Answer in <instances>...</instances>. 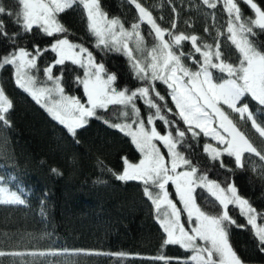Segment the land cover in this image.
I'll return each mask as SVG.
<instances>
[{"label": "trees", "instance_id": "1", "mask_svg": "<svg viewBox=\"0 0 264 264\" xmlns=\"http://www.w3.org/2000/svg\"><path fill=\"white\" fill-rule=\"evenodd\" d=\"M3 2L8 6L13 4V0ZM139 2L152 12L162 28L170 29L175 22L174 31L195 34L208 44L214 43L218 32H223L224 35L219 37L221 49L229 62L238 63L239 53L227 40L229 16L223 7V0H219L216 8L204 5L202 0ZM256 2L264 7V0ZM100 3L110 18L121 19L126 28L138 19V12L129 0H100ZM237 3L245 17H254L253 11L242 0H237ZM0 19L4 20L9 34L21 31L10 18ZM58 20L67 29L69 41L87 48L96 63H103L108 74L116 75L113 86L117 90H135L145 85V81L136 78L132 63L124 51L97 47V38L89 30L86 10L82 5H74L60 13ZM205 28L209 31L205 32ZM140 31L147 48H152L156 40L150 26L141 24ZM255 32L254 43L264 49V31L255 29ZM64 35L49 37L34 27L31 32L20 35L14 44L10 39L0 37V56L11 52L14 47H23L29 52H33L36 45L42 50L48 49L37 59V68L31 70L38 84H45L49 80L43 70L57 58L49 46ZM191 49L190 42L183 43L185 52ZM185 64L193 67L191 60H186ZM14 73V66L11 65L0 69V83L14 105L9 113L11 127L0 126V175L6 181L13 177L27 193L22 205L0 204V251L63 252L66 249L69 253L80 254L5 255L0 256V264H163L152 258L161 254V244L166 234L156 219L155 206L144 195L142 183L118 181L108 171L122 170L121 157H127L131 162L141 158L131 137L109 126L124 123L126 118L123 113L130 111V107L109 105L107 109H97L96 116L88 118V123L77 129L73 138L64 125L16 85ZM52 75L61 77L67 94L86 101L83 86L76 81L77 76H84L82 67L65 61L64 65L53 67ZM214 75L220 74L214 72ZM155 87L165 96L167 107L172 109V113H166L168 119L177 120L182 129L186 127L178 116L173 115L176 109L167 85L155 81ZM245 102L254 112L260 107L250 97ZM135 103L140 109L141 118L146 121L149 114L147 105L139 98ZM256 115L258 121L264 119L259 112ZM230 116L264 154V138L259 137L250 122L241 121L234 113ZM155 123L161 134L168 130L163 121L157 120ZM210 141V137L203 134L193 139L189 133L186 147L180 150L209 180L217 181L221 186L234 183L240 196L246 198L259 214L257 223L264 224V162L246 154L244 167L237 168L234 158L225 154L221 157L225 167H221L219 161L211 160L204 152V145ZM161 150L167 151L164 148ZM53 168L61 175L54 174L51 171ZM167 190L170 198L182 208L175 185L169 184ZM153 191L155 193L156 190ZM196 197L203 210L211 214L219 213L218 202L206 189L198 187ZM229 215L237 225L245 226H232L229 231V241L243 264H264V251L260 250L254 229L247 224V217L242 216L234 205L229 206ZM181 220L186 228L190 226L186 213H182ZM89 252L101 254H85ZM121 253L124 255H119ZM163 254L187 259L193 253L179 245H168L163 249ZM188 264L192 262L189 260Z\"/></svg>", "mask_w": 264, "mask_h": 264}, {"label": "snow or ice", "instance_id": "2", "mask_svg": "<svg viewBox=\"0 0 264 264\" xmlns=\"http://www.w3.org/2000/svg\"><path fill=\"white\" fill-rule=\"evenodd\" d=\"M202 2L210 8H216L219 0ZM242 2L250 7L254 17H245L237 0H223V7L229 16L227 40L239 53L238 63H232L221 49L219 37L224 35L223 32H218L214 43L208 44L195 34L177 33L174 31L175 22L170 29L162 28L152 12L139 0H129L138 12V19L128 28L121 19L110 18L101 8L100 0H13L11 6L0 0V17L10 18L21 29L20 32L9 34L4 20L0 19V37L10 39L13 44L20 35L31 32L34 27L49 37L65 34L49 46L57 58L43 70L47 79L52 81V87H37V77L30 74L32 69L37 68V59L48 50H42L38 45L34 46L33 52L14 47L11 52L0 56V69L6 65L14 66L16 85L64 125L73 138L76 137L77 129L88 123V118L96 116L97 109H107L109 105L130 107V111L123 113L126 118L124 123L109 126L131 137L141 158L133 163L127 157H121L122 170L108 171L118 181L142 183L144 195L155 206L156 219L166 234L161 244V254L152 258L163 264H188L189 260L192 264H243L229 241V231L232 226H245L237 225L229 215L230 205L238 207L240 214L247 217V224L254 229L258 246L264 251V224L257 223L259 214L256 209L240 196L234 183L221 186L217 181L209 180L180 150L186 147L189 133L193 139L203 134L222 146L204 145V152L211 160L219 161L221 167H225L221 159L225 154L234 158L237 168L244 167L246 154L254 155L264 162V154L230 116V113H234L241 121L250 122L259 137L264 138V119L258 121L256 115L259 112L264 117V49L254 43L255 29L264 31V7L256 0ZM77 4L86 10L88 27L97 38V47L124 51L132 63L136 78L145 81L144 86L135 90H117L113 86L116 75L108 74L103 63H96L87 48L69 41L67 29L58 20V15ZM145 23L150 26L156 40L150 50L140 31L141 24ZM208 31L205 28V32ZM186 41L190 42L191 51L183 50ZM130 42L134 43V48ZM136 52L144 53L145 60L137 58ZM186 60L192 61L195 70L185 64ZM65 61H71L84 69L83 78L77 76L76 81L83 86L86 103L76 96L65 95L61 77L52 75L53 67L64 65ZM214 72L220 75H214ZM155 81H161L170 90L169 96L176 109L173 115L178 116L186 126L183 129L177 120L168 119L166 113H172V109L167 107L165 96L156 91ZM249 97L260 106L256 112L245 102ZM138 98L149 109L146 121L141 118L140 109L136 106ZM13 107V101L0 85V126L11 127L9 113ZM157 120L163 121L168 129L164 134L157 130ZM161 148L167 151L163 152ZM51 171L61 175L55 168ZM6 184V178L0 175V204H24L21 193L13 191ZM169 184L175 185L182 208L170 198L167 190ZM198 187L206 189L218 202L219 213L211 214L201 208L196 197ZM182 213L187 214V224L190 225L187 228L181 220ZM168 245H179L193 254L187 259L168 257L163 254V249ZM62 254L80 253H69L66 249L63 252L0 251V256Z\"/></svg>", "mask_w": 264, "mask_h": 264}, {"label": "rangeland", "instance_id": "3", "mask_svg": "<svg viewBox=\"0 0 264 264\" xmlns=\"http://www.w3.org/2000/svg\"><path fill=\"white\" fill-rule=\"evenodd\" d=\"M70 42H71V41H70ZM71 43H73V42H71ZM130 46L133 47V48L135 47L134 43H132V42H130ZM148 49L150 50L151 48H148ZM135 55L137 56V58L141 59V61H144V60H145V55H144V53H142V52H136ZM30 74L33 75L31 72H30ZM104 78H106V76H105ZM0 85H1V83H0ZM52 86H53L52 81H48V83H45V84H38V83H37V87H52ZM65 95H69V94H67V93L65 92ZM71 96H72V95H71ZM76 97L79 98L78 96H76ZM81 102H82V103H86V101L84 102V101H82V100H81ZM225 110L227 111L226 106H225ZM230 114H232V113H230ZM210 139H211V141H210L209 144H212L213 146H217V147H222L221 145L218 144L217 141L213 140L211 137H210ZM158 146H159V145H158ZM138 161H139V160H138ZM138 161H136V162H138ZM136 162H133V163H136ZM12 176H13V175H12ZM6 186H10V187L12 188L13 191H18V192H20L21 195H22V198L25 199V195H26V193H27V192L25 191V188H23L21 184H17V183L15 182V180H14L13 177H10L9 181H7ZM199 243H203V242L200 241Z\"/></svg>", "mask_w": 264, "mask_h": 264}]
</instances>
